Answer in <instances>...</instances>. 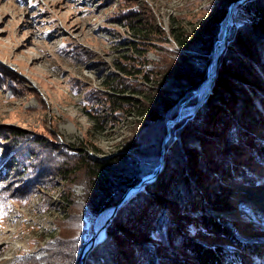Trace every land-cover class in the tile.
Listing matches in <instances>:
<instances>
[{
  "label": "rangeland",
  "instance_id": "rangeland-1",
  "mask_svg": "<svg viewBox=\"0 0 264 264\" xmlns=\"http://www.w3.org/2000/svg\"><path fill=\"white\" fill-rule=\"evenodd\" d=\"M234 1L0 0V150L17 144L14 163L20 160L24 166L11 169L6 183L0 185V192L21 197V201L9 199L0 208V264H52V245L57 238L67 237L61 233L70 234L68 217L81 214L86 191L76 173L57 175L76 164L72 161L69 168L71 159L60 160L66 156L64 149L79 150V156L105 162L123 155L124 145L142 130L139 117L133 114L135 108L126 109L127 116L118 118L119 113H112L104 104L107 93L120 94L102 87L103 82H119L126 90L123 97L143 105L155 103L154 88L162 82L158 79L171 80L160 61L169 60L178 66L190 61L194 50L207 43L208 32L211 36L219 34L223 19L215 29L210 24ZM247 1L235 7L231 26L246 19L240 8ZM145 22L150 31L155 30L142 43L134 38L131 28ZM170 28L174 29L173 37L183 33L177 41L184 40L185 46L176 45ZM140 64L144 72L158 66V73L152 72L145 83L141 75L133 74L134 66ZM134 89L142 95H130ZM202 98L183 114L194 113ZM260 117L261 127L249 134L256 141L243 135L242 143L235 139L230 147L232 136L221 140L223 134L211 135L212 143L230 148L233 157L220 153L224 164L217 168V161L214 168L208 163V173L215 170L223 180L206 185L204 195V184L195 185V191H201L203 207L206 203L219 210H211V216L221 218H216V223H227L238 242L264 247V164L250 153L253 149L241 148V144L253 148L257 141L264 144V116ZM252 120H258L255 114ZM169 136L168 131L167 140ZM170 154L175 157L174 151ZM229 160L232 165L225 164ZM35 174L39 179L32 185ZM243 175L248 180L241 178ZM23 181H29L28 185L19 188ZM65 205H72L68 212L63 209ZM195 214L186 222L191 227L185 233L189 240L231 247L223 237L200 233L202 225ZM93 221L86 213V240L93 234ZM254 256L243 253L242 264H264V253ZM87 260L89 264L99 262L93 257Z\"/></svg>",
  "mask_w": 264,
  "mask_h": 264
},
{
  "label": "trees",
  "instance_id": "trees-1",
  "mask_svg": "<svg viewBox=\"0 0 264 264\" xmlns=\"http://www.w3.org/2000/svg\"><path fill=\"white\" fill-rule=\"evenodd\" d=\"M240 9L247 14L246 19L229 27L224 48L216 60V75L211 81L209 93L202 98L203 102L194 113L186 115L169 129L170 136L163 146L162 170L153 181L135 191L116 211L104 230V238L87 254L84 264H89L88 257L98 259V264H242L243 253L255 254L254 258L264 253V247L260 244L238 242L226 222L216 223L215 219L221 221V218L211 216V210H219L211 209L206 203H203L204 207L202 205V197L208 192L205 186L220 183L221 179L215 170L212 171L214 174L208 173L207 164L214 168L218 162L220 164L216 168L220 167L224 164V158H220L219 154L229 153L233 157L234 152H230V148L216 147V143L210 139L211 135L223 134L221 140L224 136H232L234 142L231 147L235 145V139L242 143V138H246L243 135H249L251 130L261 127L260 116H264V0H248ZM225 13L222 11L220 19L210 24L211 29L217 28ZM145 25L146 22L131 28L134 38L140 39L142 43L155 30L153 27L150 31ZM173 32L174 29L170 28L169 34L176 45L185 46L184 40L177 41L183 33L173 37ZM208 36L210 38L207 43L194 50V56H190L192 59L184 61L183 65L178 66L165 59L160 61L161 66H164V70H161L167 74L166 77L170 75L171 80L165 82L158 79L162 82L154 88L153 94L157 98L155 103L150 101L149 105H143L139 100L123 97L121 95L126 90L121 88L119 82H103L102 87L120 94L104 95V104L109 110L112 113L118 112V118H123L129 109L135 108L136 113L133 114L139 117L143 128L130 143L124 145L123 155L117 158L114 156L109 161H91L83 155L79 156V150H63L66 156H61L60 160L71 159L69 168L73 166L72 161L76 164L72 170L65 173L59 171L57 175H79L86 191V201L80 215L70 214L68 217L71 221L70 234L61 233V237H67L57 238L52 245V264H80L82 251L92 237L91 234L89 239H85L86 213L95 218L105 208L116 204L128 188L156 173L161 142L167 132L166 122L177 117L181 103L186 101L183 104L185 109L182 110L186 113L201 99L200 93L190 97L206 76L213 44L218 39V35L211 36L210 32ZM141 65L134 66L133 74L141 75L145 83L149 81L152 72L158 73V66L154 71L144 72ZM137 87L140 88L139 85ZM129 93L142 95L135 89ZM250 111L249 117H246ZM254 114L258 119L255 122L252 120ZM247 138L254 139L250 135ZM241 148L253 149L250 153L257 158V162L264 164V144L257 141L253 148L245 144H241ZM17 150V144L16 147L5 146L0 150V185H4L2 182L6 181L7 173L15 166L24 168L20 160L14 163ZM173 151L174 158L170 154ZM227 162L225 164L232 165L230 160ZM241 178L248 180L244 175ZM36 179L39 178L35 174L32 185ZM26 182L23 181L19 188H25L29 181ZM203 184L202 195L201 191H195V185L203 187ZM9 199L21 201V197L1 191L0 208ZM71 207L65 205L63 209L68 212ZM193 213L199 218L197 223L199 221L202 225V228L199 227L200 233L205 231L223 237L231 247L189 240L185 233L191 227L186 226V222ZM126 228L131 231L128 232ZM260 247L263 249L259 250Z\"/></svg>",
  "mask_w": 264,
  "mask_h": 264
},
{
  "label": "water",
  "instance_id": "water-1",
  "mask_svg": "<svg viewBox=\"0 0 264 264\" xmlns=\"http://www.w3.org/2000/svg\"><path fill=\"white\" fill-rule=\"evenodd\" d=\"M245 1H247V0H235L234 2H232V3H230L228 5L227 10H226V14H225V16H224V18L222 20V31H221V34H220L218 39L213 44L212 53H211V56H210V61H209L208 65H207V69H206V76H205L204 80L200 83L198 88L203 86L206 81L209 83L210 78L215 76V74H216V69H215L216 68V61H215L214 65H213V69H211L212 58L214 56H217L218 54H220L222 52L223 48H224V44H225L226 38L228 36V29L231 26V17H232V12H233L234 8L237 5L242 4ZM218 48H220L219 49V53L216 54L215 51ZM209 87H210V83H209L208 87L206 88V90L202 91V96H205L206 94L209 93ZM198 88H197V90L193 93V95L190 98H192V97L197 95ZM185 102L181 103L180 107L178 108L177 117L175 119H173V120H168L166 122V128H167V132L166 133L167 134L163 137L162 142H161V151H160V156H159V165H158V167L156 169V173L154 175H151V176H148V177L142 179L136 185L128 188L123 193V195L120 197L119 201L116 204H114V205H112L110 207L109 214L102 220L101 224H99L98 226H96V228L93 229L92 237L89 240V242L87 243V245L84 248V250L82 251L81 263L80 264H84L87 254L98 243H100L102 241V239L104 238V230H105L106 226L109 224V222L111 221V219L114 216V214L116 213V211L133 195V193L136 190H138L143 184L152 181L155 178L156 174L160 172V170L162 168V164H163V157H162V154L164 153L163 146H164V144H165V142L167 140L168 131H169V129H170V127L172 125H174L175 123L180 121L183 117H185V115L182 112V106H183V104ZM100 215H101V213L97 214V216L94 218L93 226H94V223L97 221V219L99 218Z\"/></svg>",
  "mask_w": 264,
  "mask_h": 264
},
{
  "label": "bare ground",
  "instance_id": "bare-ground-1",
  "mask_svg": "<svg viewBox=\"0 0 264 264\" xmlns=\"http://www.w3.org/2000/svg\"><path fill=\"white\" fill-rule=\"evenodd\" d=\"M238 6V5H237ZM234 10H235V8H234ZM233 10V11H234ZM231 21H232V17H231ZM219 32V36H220V34H221V31H222V24H221V26H220V28H219V30H218ZM218 36V37H219ZM219 49L220 48H218L216 51H215V53L217 54V53H219ZM221 54V53H220ZM219 55V54H218ZM217 55V56H218ZM217 56H214L213 58H212V61H211V69H213V65H214V63H215V61H216V59L218 58ZM217 63V62H216ZM217 67V66H216ZM216 69V68H215ZM214 77V76H213ZM213 77L212 78H210V80H209V83L211 84V81H212V79H213ZM209 83L206 81L205 82V84L203 85V86H201V87H199L198 88V92H197V94L198 93H201V96H202V91H204V90H206V88L208 87V85H209ZM202 98V97H201ZM179 123V122H178ZM177 124V123H176ZM176 124H174V125H176ZM171 130V129H170ZM164 151V150H163ZM162 157H163V159H164V154H162ZM162 166H163V164H162ZM161 171V170H160ZM157 175V174H156ZM111 207V206H110ZM110 207H108V208H105L102 212H100L101 213V215L99 216V218L97 219V221L94 223V226H93V229L94 228H96V226H98L99 224H101L102 223V220L109 214V212H110Z\"/></svg>",
  "mask_w": 264,
  "mask_h": 264
}]
</instances>
